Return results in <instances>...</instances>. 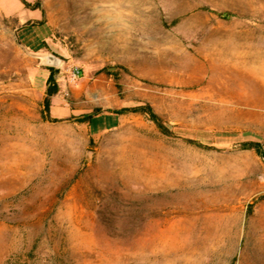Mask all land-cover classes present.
Returning <instances> with one entry per match:
<instances>
[{
  "label": "rangeland",
  "instance_id": "1",
  "mask_svg": "<svg viewBox=\"0 0 264 264\" xmlns=\"http://www.w3.org/2000/svg\"><path fill=\"white\" fill-rule=\"evenodd\" d=\"M27 1L0 0V264H264V0Z\"/></svg>",
  "mask_w": 264,
  "mask_h": 264
},
{
  "label": "trees",
  "instance_id": "2",
  "mask_svg": "<svg viewBox=\"0 0 264 264\" xmlns=\"http://www.w3.org/2000/svg\"><path fill=\"white\" fill-rule=\"evenodd\" d=\"M21 3L28 8L35 9L39 8V1H35L34 3H29L27 0H20ZM220 16H227V13H219ZM49 70L48 76L46 78L45 82V90H44V97L42 100V115L43 118L48 120V113L50 109V98L57 94L59 92V84L55 80V70L54 67H47ZM98 110V109H97ZM123 110H131L136 112L144 113L148 116V118L155 123V125L163 132L168 131V127L162 122L161 118L153 111L151 106L149 104H140L131 108H124ZM119 112V111H118ZM92 113L83 114V115H77V116H71V118L78 120V121H85L88 120L91 117ZM56 119V118H53ZM192 140V139H189ZM195 142L194 140H192ZM200 144V143H199ZM244 147H254L257 152L261 153V146L257 142H245L242 144Z\"/></svg>",
  "mask_w": 264,
  "mask_h": 264
},
{
  "label": "crops",
  "instance_id": "3",
  "mask_svg": "<svg viewBox=\"0 0 264 264\" xmlns=\"http://www.w3.org/2000/svg\"><path fill=\"white\" fill-rule=\"evenodd\" d=\"M45 76H46V78L48 76L47 70H45ZM43 89L45 90V85H44ZM76 92H78V91L72 90V93H74L75 96H78L77 95L78 93H76ZM57 95H58V93L53 95L50 98V105H51L52 98L57 96ZM60 101L63 102L64 106H68V102L66 99L60 98ZM79 109H82V110L78 111L77 113H72V114L73 115H80V114H85L88 111V109H86L85 106H83L82 108L78 107V110ZM49 112H50V110H49ZM66 116H68V115H66ZM66 116H64V117H66ZM52 118H56V117H52ZM56 119H58V118H56ZM120 121H121V113L120 112H118L116 110H107V111H99L97 113H93L91 115V117L88 120H86V123L88 125L90 135L95 136V135H99L105 131H109V130L115 128L116 126L119 125Z\"/></svg>",
  "mask_w": 264,
  "mask_h": 264
},
{
  "label": "water",
  "instance_id": "4",
  "mask_svg": "<svg viewBox=\"0 0 264 264\" xmlns=\"http://www.w3.org/2000/svg\"><path fill=\"white\" fill-rule=\"evenodd\" d=\"M40 57V62L49 67H57L62 59L60 56L56 55L53 52H46L45 54H40L38 55Z\"/></svg>",
  "mask_w": 264,
  "mask_h": 264
},
{
  "label": "bare ground",
  "instance_id": "5",
  "mask_svg": "<svg viewBox=\"0 0 264 264\" xmlns=\"http://www.w3.org/2000/svg\"><path fill=\"white\" fill-rule=\"evenodd\" d=\"M199 58V57H198ZM202 60V59H201ZM222 65V64H221ZM223 66V65H222ZM224 67V66H223ZM221 68V67H220ZM225 68V67H224ZM249 72L253 75H255V77H257L258 79H260L261 82L264 83V69L262 68H258L256 69L255 67L249 69ZM221 74V73H220ZM221 78V77H220ZM225 78V77H224ZM222 79V78H221ZM22 169V168H21Z\"/></svg>",
  "mask_w": 264,
  "mask_h": 264
},
{
  "label": "built area",
  "instance_id": "6",
  "mask_svg": "<svg viewBox=\"0 0 264 264\" xmlns=\"http://www.w3.org/2000/svg\"><path fill=\"white\" fill-rule=\"evenodd\" d=\"M80 76V69L78 67H73L69 71V81H76Z\"/></svg>",
  "mask_w": 264,
  "mask_h": 264
}]
</instances>
